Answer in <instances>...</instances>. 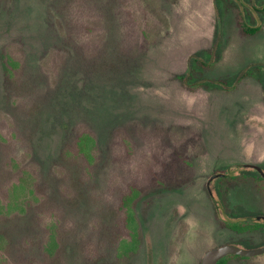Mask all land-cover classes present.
<instances>
[{
  "label": "rangeland",
  "instance_id": "1",
  "mask_svg": "<svg viewBox=\"0 0 264 264\" xmlns=\"http://www.w3.org/2000/svg\"><path fill=\"white\" fill-rule=\"evenodd\" d=\"M263 8L0 0V264H202L263 246L244 217L264 213ZM194 54L215 63L194 69ZM203 78L235 82L185 83Z\"/></svg>",
  "mask_w": 264,
  "mask_h": 264
},
{
  "label": "trees",
  "instance_id": "2",
  "mask_svg": "<svg viewBox=\"0 0 264 264\" xmlns=\"http://www.w3.org/2000/svg\"><path fill=\"white\" fill-rule=\"evenodd\" d=\"M255 9L257 8V7H254ZM262 10H264V8L263 9H261L260 10V12L262 11ZM240 24H241V27H242V29L247 33V34H249V35H254V34H256V33H258L261 29H262V23L261 22H258L256 25H250L249 24V22L246 20V18H245V16H244V14L243 13H241V19H240ZM212 52H213V49H211L210 51H204V52H199L200 54H202L204 57H208L209 58V55H211L212 54ZM197 54V53H196ZM196 54H194L193 56H192V59H191V64H190V66L192 67V68H196V67H200V66H202V67H204V68H208V67H210L211 65H213V63H215V62H206V61H204V60H202L201 58H199V56L198 55H196ZM212 58V57H211ZM199 62H202V64L200 65V63ZM253 69H257V65H254V66H252V67H249V68H246L245 70H243L239 75H238V77L236 78V80L235 81H239V79H242L243 77H245V76H247ZM191 70V69H190ZM189 74H191V73H189ZM245 74V76H243ZM247 74V75H246ZM188 77H186V79H187ZM185 79V80H186ZM235 81H232V79L230 80L229 78H227L226 80H221V79H208V78H203V79H200V80H198V81H195V82H185L188 86H190V87H200V86H206V87H215V88H217V87H228V88H231L232 86H234L233 84H234V82ZM227 84V85H226ZM175 127H177L180 131H182V129H183V127H181V126H175ZM164 131H165V129H164ZM175 141H177V140H174V142ZM79 142L81 143L82 142V136L79 138ZM178 142V141H177ZM239 167H243V166H241V165H239ZM182 182V179L181 178H174V187L175 186H179V184H182L181 183ZM124 200H126L125 202L126 203H130V197L128 196L126 199H124ZM135 214H134V212H133V209L132 208H130L128 211H127V221H128V224L131 222V221H135ZM232 225V224H231ZM242 225V224H241ZM240 225H238V226H236V227H239ZM232 227H234L233 225H232ZM242 229L241 230H244L245 229V227L243 226H240ZM244 228V229H243Z\"/></svg>",
  "mask_w": 264,
  "mask_h": 264
},
{
  "label": "water",
  "instance_id": "3",
  "mask_svg": "<svg viewBox=\"0 0 264 264\" xmlns=\"http://www.w3.org/2000/svg\"><path fill=\"white\" fill-rule=\"evenodd\" d=\"M246 166V165H245ZM247 166H250L248 164ZM254 168H256L258 171H260L264 175V170L259 165H251ZM219 174H213L209 181H208V187L210 188L211 181ZM264 219V215L262 217ZM264 253V245L260 246L255 249H242L236 245L228 244L222 247H215L209 249L205 255L202 258V264H217L218 261L223 258L224 256L231 255V254H237L242 256H255Z\"/></svg>",
  "mask_w": 264,
  "mask_h": 264
},
{
  "label": "flooded vegetation",
  "instance_id": "4",
  "mask_svg": "<svg viewBox=\"0 0 264 264\" xmlns=\"http://www.w3.org/2000/svg\"><path fill=\"white\" fill-rule=\"evenodd\" d=\"M241 166H243V167H239V165H238L237 167H232L231 169H236V168H238V167H239V168H244V165L241 164ZM227 171L229 172V169H227ZM227 171H226V172H227ZM226 172H224V173H223V172H221V173H216V174H219V175H217L216 177H220V176L226 174ZM228 172H227V173H228ZM259 172H260V171H259ZM260 173H261V172H260ZM261 174H262V173H261ZM262 176L264 177L263 174H262ZM216 177H215V178H216ZM222 213L225 214V211L222 210ZM225 215H226V214H225ZM263 215H264V213H256L255 215H249V216H244V217H246V221H247V222H251V221H253L254 219H259V220L263 221V223H264V219L262 218ZM238 216H239V215H237V214L234 215V216L232 217V218H234V219H231V220H232V221H236L237 218H238ZM261 221H260V222H261ZM251 223H253V222H251ZM236 231H237V230H236ZM220 247H222V246H220ZM224 257H225V256H224ZM224 257H223V258H224ZM221 259H222V258H221ZM221 259H220V260H221ZM220 260H219V261H220ZM219 261H218V263H219ZM218 263H217V264H218Z\"/></svg>",
  "mask_w": 264,
  "mask_h": 264
}]
</instances>
